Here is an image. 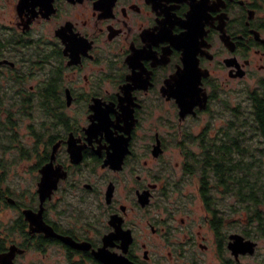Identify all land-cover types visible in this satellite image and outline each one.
Returning <instances> with one entry per match:
<instances>
[{
  "label": "flooded vegetation",
  "instance_id": "1",
  "mask_svg": "<svg viewBox=\"0 0 264 264\" xmlns=\"http://www.w3.org/2000/svg\"><path fill=\"white\" fill-rule=\"evenodd\" d=\"M251 80L264 0H0V264H264L175 220Z\"/></svg>",
  "mask_w": 264,
  "mask_h": 264
},
{
  "label": "trees",
  "instance_id": "2",
  "mask_svg": "<svg viewBox=\"0 0 264 264\" xmlns=\"http://www.w3.org/2000/svg\"><path fill=\"white\" fill-rule=\"evenodd\" d=\"M250 91L251 110L228 108L232 117L216 138L192 154L187 169L199 178L204 220L236 224L247 237H264V82ZM253 223H257L254 225Z\"/></svg>",
  "mask_w": 264,
  "mask_h": 264
},
{
  "label": "rangeland",
  "instance_id": "3",
  "mask_svg": "<svg viewBox=\"0 0 264 264\" xmlns=\"http://www.w3.org/2000/svg\"><path fill=\"white\" fill-rule=\"evenodd\" d=\"M258 87L256 86V83L251 80L249 81L247 84H245V86L239 90L236 91L234 93H232L230 95V98H228L229 100V105L233 108L235 106L241 105L242 107H244V111H249L251 110V104L248 100V96L250 94V91L256 90ZM221 113L216 120L214 121L215 124H220V120L224 119V120H228L229 118L232 117L231 113L229 112V110H221ZM177 159H179L177 157ZM195 200L193 201H189L187 198H179L178 197V202L176 203L180 210L177 211L176 215H175V220H176V225L181 224V220L182 218L187 222V223H196L195 226V232L198 231V226L200 224H202V222L204 221V216H205V209L203 207V204L201 203V201L197 200L196 196H194ZM176 199L175 197L172 198V202H174ZM183 203L185 204V207L182 206ZM182 204V205H181ZM239 227L238 226H233L232 230L234 232H238L239 231ZM203 235H208L207 232V228L206 227H202L201 229V236ZM184 236V235H183ZM261 246L263 247V249L261 250L262 253H264V242L261 243ZM210 252V251H209ZM206 260H207V264H210L212 261V257L211 254L208 253L206 255ZM249 263L254 264L255 262L251 259L248 260ZM247 261V262H248Z\"/></svg>",
  "mask_w": 264,
  "mask_h": 264
},
{
  "label": "water",
  "instance_id": "4",
  "mask_svg": "<svg viewBox=\"0 0 264 264\" xmlns=\"http://www.w3.org/2000/svg\"><path fill=\"white\" fill-rule=\"evenodd\" d=\"M256 244L251 240H245L241 234L231 235V242L229 243V248L232 250L234 255L238 257L240 254H254ZM111 259H106V263L110 264Z\"/></svg>",
  "mask_w": 264,
  "mask_h": 264
}]
</instances>
